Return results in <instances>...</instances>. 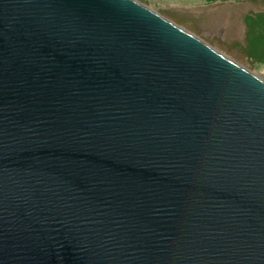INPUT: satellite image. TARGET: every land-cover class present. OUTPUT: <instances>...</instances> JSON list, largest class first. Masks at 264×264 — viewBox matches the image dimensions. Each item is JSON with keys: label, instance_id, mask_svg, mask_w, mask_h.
Returning a JSON list of instances; mask_svg holds the SVG:
<instances>
[{"label": "water", "instance_id": "water-1", "mask_svg": "<svg viewBox=\"0 0 264 264\" xmlns=\"http://www.w3.org/2000/svg\"><path fill=\"white\" fill-rule=\"evenodd\" d=\"M0 264H264V80L137 0H0Z\"/></svg>", "mask_w": 264, "mask_h": 264}, {"label": "rangeland", "instance_id": "rangeland-1", "mask_svg": "<svg viewBox=\"0 0 264 264\" xmlns=\"http://www.w3.org/2000/svg\"><path fill=\"white\" fill-rule=\"evenodd\" d=\"M264 80V0H137Z\"/></svg>", "mask_w": 264, "mask_h": 264}, {"label": "trees", "instance_id": "trees-1", "mask_svg": "<svg viewBox=\"0 0 264 264\" xmlns=\"http://www.w3.org/2000/svg\"><path fill=\"white\" fill-rule=\"evenodd\" d=\"M256 26H258L259 27V29H260V31L262 30V28L264 27V22L262 21V20H258L257 22H256Z\"/></svg>", "mask_w": 264, "mask_h": 264}, {"label": "flooded vegetation", "instance_id": "flooded-vegetation-1", "mask_svg": "<svg viewBox=\"0 0 264 264\" xmlns=\"http://www.w3.org/2000/svg\"><path fill=\"white\" fill-rule=\"evenodd\" d=\"M226 1V0H225Z\"/></svg>", "mask_w": 264, "mask_h": 264}]
</instances>
